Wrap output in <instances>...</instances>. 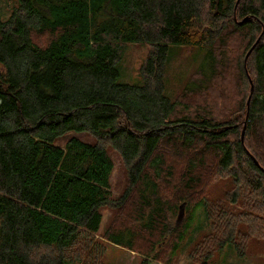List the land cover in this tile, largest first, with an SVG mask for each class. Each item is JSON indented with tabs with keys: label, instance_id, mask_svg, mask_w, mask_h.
<instances>
[{
	"label": "trees",
	"instance_id": "1",
	"mask_svg": "<svg viewBox=\"0 0 264 264\" xmlns=\"http://www.w3.org/2000/svg\"><path fill=\"white\" fill-rule=\"evenodd\" d=\"M128 43L149 48L141 85L118 82ZM229 43L234 105L223 61ZM172 44L205 47L208 58L175 99L164 94ZM71 131L90 133L96 143L71 139L58 147ZM106 145L126 169L119 198L111 192ZM223 178L232 182L227 204L209 202L211 182ZM258 197L264 199V0H16L9 19L0 20V264H103L105 248L95 239L101 208L123 204L140 233L113 228L111 243L156 232L178 251L191 217L180 226L169 217L182 202L202 208L212 223L207 239L215 245L200 255L207 264L233 241V230L215 237L235 220L224 206L246 207Z\"/></svg>",
	"mask_w": 264,
	"mask_h": 264
},
{
	"label": "rangeland",
	"instance_id": "2",
	"mask_svg": "<svg viewBox=\"0 0 264 264\" xmlns=\"http://www.w3.org/2000/svg\"><path fill=\"white\" fill-rule=\"evenodd\" d=\"M15 7L16 0H0V20H8ZM40 41L42 40L40 39ZM226 49L229 54L224 56L223 61L227 63L226 67L230 66V74L225 75L231 79L230 83L226 84L230 91L227 97H229L231 105H234L237 84L236 71L232 70L234 45L229 43ZM148 51V45L145 43H128L122 46L117 64L119 83L133 86L142 84L140 69ZM207 64L205 47L169 45L164 67L165 96L171 99L182 96L183 90L197 78L196 70ZM219 86L221 84L216 85L215 91L222 94V89H219ZM242 133L244 141V128ZM71 139H77L87 144L96 143V139L90 133L71 131L57 139L55 144L58 147H64ZM106 152L114 166L110 177L112 196L119 198L127 186L126 169L116 150L106 145ZM231 183V179L228 178H223L214 184L211 182L212 185L206 193L209 202L227 204L226 193L231 190ZM240 191L246 199L249 198V193L245 195L243 190ZM182 204H184L182 215L178 219L179 207ZM123 205L120 209H116V207L101 208L102 223L95 239L105 248L103 264H141L143 261L147 264H200L202 249L208 251L215 245L214 240L207 239L211 238L210 234L213 232L212 223L207 222L202 208L192 209V206L186 202L180 203L173 217H169L174 226L182 225L189 216L191 217L189 231L187 230V236L178 251L171 250V237L163 238L162 234L156 232L141 233L137 236L136 241L128 235H123L120 240L121 245L111 243L108 236L111 235L113 228L134 229L135 227L138 232L140 231L136 226L139 224V220L136 216L130 215L129 207L125 209ZM228 207L230 209L225 206L224 209L235 220L226 224L222 223L225 228L217 230L215 237H219L224 230L226 232L233 230V241L225 244L219 251H214L207 260V264H264V199L258 197L254 202L253 200L248 201L246 207H241L238 203L228 205Z\"/></svg>",
	"mask_w": 264,
	"mask_h": 264
},
{
	"label": "water",
	"instance_id": "3",
	"mask_svg": "<svg viewBox=\"0 0 264 264\" xmlns=\"http://www.w3.org/2000/svg\"><path fill=\"white\" fill-rule=\"evenodd\" d=\"M251 51H252V48H251V49L248 51V53L246 54L244 61L247 60V58H248L249 54L251 53ZM252 91H253V86H252V84H251V87H250V95H249V98H248V101H247V105H248V103H249V100H250V97H251V93H252ZM241 142H243V133H242V135H241ZM252 159H253V161L255 162V164L258 166V163L256 162V160H255L254 158H252ZM183 206H184V204H182V205L179 207L178 219H180V217H181V215H182V209H183Z\"/></svg>",
	"mask_w": 264,
	"mask_h": 264
}]
</instances>
